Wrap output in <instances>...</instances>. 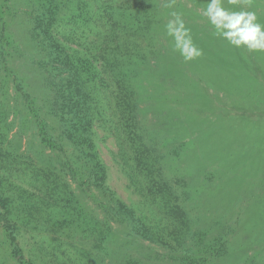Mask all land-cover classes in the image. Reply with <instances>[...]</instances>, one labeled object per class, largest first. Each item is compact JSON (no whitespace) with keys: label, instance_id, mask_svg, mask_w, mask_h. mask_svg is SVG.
<instances>
[{"label":"rangeland","instance_id":"rangeland-1","mask_svg":"<svg viewBox=\"0 0 264 264\" xmlns=\"http://www.w3.org/2000/svg\"><path fill=\"white\" fill-rule=\"evenodd\" d=\"M155 1V53L144 66L148 71L138 69L139 75L145 73L138 84L150 93L145 116L165 145L160 153L166 176L190 219L185 243L172 247L135 235L127 224L107 217L98 204L105 198L71 169L87 172L88 162L54 114L55 76L39 63L46 52L33 33L42 0H0V133L5 132L14 153L54 170L74 193L75 218L83 212L75 227L54 231V218L45 216L47 230L26 232L25 255L33 264H191L204 256L207 260L198 264H264V52L235 48L217 37L203 15L207 0H175L172 7L170 0ZM225 6L256 11L264 23V0H251V8L244 0L239 5L225 0ZM173 11L183 14L203 49L201 57L186 62L173 49L165 30ZM12 74L35 97L61 149L42 142ZM98 132L109 184L150 216L154 207L135 190L117 138ZM217 241H225L227 251L214 257L210 247ZM12 249L0 227V264H23Z\"/></svg>","mask_w":264,"mask_h":264},{"label":"trees","instance_id":"trees-1","mask_svg":"<svg viewBox=\"0 0 264 264\" xmlns=\"http://www.w3.org/2000/svg\"><path fill=\"white\" fill-rule=\"evenodd\" d=\"M42 8L33 36L46 52L40 65L55 76L54 114L62 122L66 138L81 148L88 162L87 172L71 169L80 174L83 185H92L105 198L98 204L107 217L127 224L142 238L171 247L173 243L182 245L190 219L166 176L164 156L160 153L165 145L149 128L145 116L144 104L150 93L138 84L145 75H139L138 69L148 71L144 66L155 53L152 41L156 37L159 3L42 0ZM12 76L16 93L37 122L42 142L52 149H61L62 145L48 132L35 97L24 88L20 77ZM98 128L117 138L121 157L130 166L135 190L148 206L154 207L150 216L125 201L109 184V166L101 157L97 141ZM56 176L54 170L14 153L7 135L1 131L0 227L20 263L33 264L25 255V234L33 235L42 227L47 230L45 216L54 218V231L62 226L75 227L76 220L83 218L82 210L75 218L74 193ZM176 178L179 180L180 176ZM210 250L212 256H222L227 251L226 242L217 241ZM206 260L204 256L189 263Z\"/></svg>","mask_w":264,"mask_h":264},{"label":"clouds","instance_id":"clouds-1","mask_svg":"<svg viewBox=\"0 0 264 264\" xmlns=\"http://www.w3.org/2000/svg\"><path fill=\"white\" fill-rule=\"evenodd\" d=\"M241 0H227L228 4L239 5ZM251 8V0H244ZM175 3L170 0L169 7ZM215 35L235 48L264 52V23L253 10H235L225 6V0H207L203 13ZM171 19L165 25L166 34L172 46L184 61H193L203 55V49L194 42L191 28L187 26L183 14L171 12Z\"/></svg>","mask_w":264,"mask_h":264}]
</instances>
